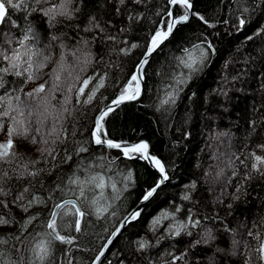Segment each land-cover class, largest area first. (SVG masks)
<instances>
[{
	"label": "snow or ice",
	"instance_id": "1",
	"mask_svg": "<svg viewBox=\"0 0 264 264\" xmlns=\"http://www.w3.org/2000/svg\"><path fill=\"white\" fill-rule=\"evenodd\" d=\"M218 25L250 29L248 42L264 37V0H228L223 16L195 0H0V264H264V214L227 219L247 185L264 180V56L238 71L229 57L222 83L201 96ZM153 57L163 90L150 107L166 120L185 98L210 119L245 101L226 179L209 166L171 185L177 146L191 135L187 106L168 125L180 135L167 161L148 140L109 129L110 115L142 100ZM123 161L144 162L153 180L142 186Z\"/></svg>",
	"mask_w": 264,
	"mask_h": 264
},
{
	"label": "trees",
	"instance_id": "2",
	"mask_svg": "<svg viewBox=\"0 0 264 264\" xmlns=\"http://www.w3.org/2000/svg\"><path fill=\"white\" fill-rule=\"evenodd\" d=\"M162 2V0H161ZM218 0H195V7L207 12L209 15L212 11H216L220 15L228 14V0H224V4L217 6ZM211 6V11L209 10ZM196 21H193L195 24ZM212 31V30H210ZM219 35H216V33ZM250 35V29L246 28L242 33L227 30L224 26L218 25L213 31L215 35V43L217 46V55L212 57V63L208 65L203 73L200 84V95H206L210 89L216 88L220 81V76L223 74L221 69L224 61L232 57V63L229 71L240 70L244 67L242 60L249 55L256 61L255 67L260 66L261 57L264 56V37L255 36L251 42L244 40V35ZM239 49V52L236 51ZM139 51H134L129 59H134L139 56ZM162 59V54H157ZM157 63V58L153 57V68H148V77L144 91L142 92V100L140 102L132 101L126 102L115 111V114L110 115L108 127L118 137L123 139L143 138L150 142L152 150L158 152L161 158L169 160L171 157L172 141L179 137V133L175 132L174 127H168L169 124L175 122L177 126L180 125L185 113L186 106L191 110V119L185 125L186 129L190 131L191 135L183 139V143L177 146L176 151L179 156L175 162L178 165L175 169H170L173 175L171 185L176 190L180 188L183 183L193 178L194 174H202L204 168L212 167L213 170L217 166L225 168L228 162V157L231 152L238 150L240 146V137L243 132V118L241 117L239 124L236 125L238 113H242L245 101L241 99L237 105L232 109L231 113L219 119H210L211 110L208 114L204 113V109H196L185 98L179 103L177 110L172 114L171 118L166 120L168 116L166 112H157L154 105L155 98L158 95V89L162 91L161 81L154 74V68ZM127 63L124 64L125 69ZM101 71H104L103 65H99ZM248 67H252L251 64ZM167 83V81H165ZM150 89V91H149ZM111 90V85H108L107 90L101 89V93L108 95ZM139 99V98H138ZM250 102V101H249ZM236 125V126H233ZM133 129L135 131H133ZM225 130H230L232 138L229 139L226 135H221ZM197 161L200 162L201 168L195 167ZM128 167L133 168L139 175V182L143 186L145 182L150 183L154 174L151 170L144 171V162L142 161H123ZM123 166V165H122ZM230 175V171L225 168V179ZM173 188H169L171 192ZM229 191L232 189L229 188ZM219 191V187L216 188ZM140 193V188H136L133 195L130 197L135 201ZM153 211L152 205H147L145 214ZM227 219L237 223L238 221L251 222L253 217L259 214H264V180L259 178L252 180L246 187L245 192L241 194L239 201L234 203L233 208ZM225 215V213H221ZM243 232V229H241ZM221 247H226L222 244ZM237 261V257H228L223 260V264H233Z\"/></svg>",
	"mask_w": 264,
	"mask_h": 264
}]
</instances>
